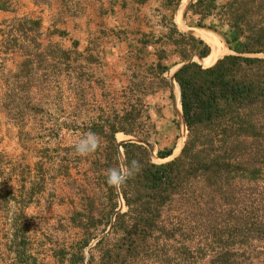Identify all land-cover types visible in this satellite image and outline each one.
<instances>
[{"label":"trees","instance_id":"1","mask_svg":"<svg viewBox=\"0 0 264 264\" xmlns=\"http://www.w3.org/2000/svg\"><path fill=\"white\" fill-rule=\"evenodd\" d=\"M42 1L47 0L34 3ZM187 14L196 16L194 24L198 28L216 32L225 26L223 42L230 53L211 65H202L192 57L206 58L210 55L209 45L175 26L168 31L166 38L181 60L173 78L179 89L186 139L177 156L158 163L152 161L146 145L137 141L121 143L124 166L130 167L132 161L140 164L139 171L124 185L109 184L107 174L101 176L99 172L104 166L120 169L114 135L131 134L134 124L128 123L131 129L118 127L119 119L115 117L108 125L89 129L101 134L107 146L104 153L99 147L92 151L98 155L90 164L94 179L88 180L86 171L82 176L103 193L91 197L79 190V201H71L78 209L70 215L71 223L85 236L77 249L95 241L88 247V264H176L174 255L191 253L186 243L190 241L184 236L195 230L206 239L210 237L220 249L210 264H240L237 254L231 251L236 239L242 237L238 239L242 243L248 237H264V206L257 213L245 201L250 197V187L264 178V0H195ZM212 18L213 23L206 26L204 22ZM2 47L5 54L22 51L15 70L3 75V106L12 122L15 99L27 102L33 111L40 110L34 99L44 90H52L62 72L72 86L78 80L88 82L92 76L69 65L71 55L74 61L81 57L76 50L42 41L37 17L14 18L4 32ZM156 57L154 69L149 67L148 72H156L162 85L170 89L163 76L169 69L162 62L168 57L166 50L159 49ZM129 115L124 120H129ZM172 151L157 150L156 157L166 159ZM118 195L125 206L123 211L117 209ZM178 236L181 241H177ZM202 249L197 246L195 250ZM60 255L62 259L64 253ZM71 256L69 264L83 260L79 254Z\"/></svg>","mask_w":264,"mask_h":264},{"label":"crops","instance_id":"2","mask_svg":"<svg viewBox=\"0 0 264 264\" xmlns=\"http://www.w3.org/2000/svg\"><path fill=\"white\" fill-rule=\"evenodd\" d=\"M191 2L186 3L178 15L182 0H47L38 4L34 0H0V264H69L71 253L83 258L76 264H88V247L95 241L77 249L85 236L82 229L70 221L72 211L78 206L71 202L76 203L77 199L72 198L66 186L68 171L61 165L63 157L59 153L50 157L44 155L40 147H27L21 143V135L29 128L33 134L34 130L38 133L40 129L33 121L56 108L60 120L67 118L75 123L81 120V112L77 110L81 103L80 91L84 86L92 88V92L99 77L97 74L108 78V83L104 81L102 84L104 87L112 83L125 95L129 94L135 78L146 79V76L153 84L148 93L156 95L159 75L148 70L149 67L154 69L159 49H165L168 54L162 60L169 67L163 76L171 84L168 74L181 65V60L173 52L174 47L166 34L174 26L182 33L194 34L189 29H196V16L185 15ZM24 16L40 19L44 43L56 42L81 55L78 61L70 56L71 67L94 75L88 82L78 80L72 86L62 72L52 90H44L34 99L40 110L33 111L27 102L15 99L12 122L3 106L6 89L3 75L10 69L15 70L16 63L22 59V51L15 49L14 53L5 54L2 42L7 25L14 18ZM46 34L51 36L45 37ZM86 57L91 60L86 61ZM201 59L192 57L202 64ZM44 87L47 86L44 84ZM47 93L50 94L46 96ZM124 98L128 99V96ZM66 107H69L68 111ZM56 121L55 130H65L61 129V121ZM93 125L95 123L87 127L88 131ZM118 135L126 134L116 132L115 139ZM118 144L121 146L119 141ZM179 148L176 146L175 150ZM117 151L119 167L122 168V147H117ZM13 152L14 159H10ZM121 154L123 160L120 162ZM80 171V174L84 172ZM51 183L55 190L47 187ZM61 251L64 253L62 259Z\"/></svg>","mask_w":264,"mask_h":264},{"label":"rangeland","instance_id":"3","mask_svg":"<svg viewBox=\"0 0 264 264\" xmlns=\"http://www.w3.org/2000/svg\"><path fill=\"white\" fill-rule=\"evenodd\" d=\"M180 1L181 0H179V2ZM194 1L195 0H192V2ZM225 1L226 0H217L218 3H224ZM181 7L182 4L180 5L179 10ZM213 21L214 19L212 18L211 20H206L204 23L208 26V24L213 23ZM195 28L207 31L218 39L221 44V47L217 51L218 58L224 54L230 53L223 42L222 34L226 30L225 26L218 27L216 32L207 28H198L196 26ZM190 31H192V29H190ZM209 47L210 51H212L210 45ZM173 70L174 68L171 71L173 72ZM171 71L168 74L170 79L172 77ZM93 75L94 73L92 74V77ZM97 75L99 77L96 79L95 87L92 92H90L92 88H86L84 86L80 91L81 103L77 110L81 112V120H78L76 123L74 120L70 121V119H67L66 117L65 120H60V117L57 114V108L51 107V109H56L53 111L49 110L46 114H42L40 120L37 119L33 121V124L40 129L38 133L34 130L35 133L33 134L29 128L24 130V134L21 135V143L27 145V147H40L42 153L50 157H56L58 153L60 156L64 157L61 158V165L68 171L66 186L69 191H71L72 198L77 199L76 202L79 201L78 198L81 196L80 191H83V194H88L91 197L96 195L99 196L103 193V191L97 190L93 183L84 181L82 174H80L81 171L79 172V170L86 171L88 180H92L95 177L93 170L90 169V164L98 158V155H93L92 151L89 152L87 150L86 154H80L76 150L77 143L84 140L89 133H91L87 128L91 123H95L93 127H97L96 125H108L109 121L112 122L115 117H117L119 119L118 123L116 122L118 127L131 129V126L128 125V123L132 122L134 124L132 126L133 134L125 133L126 135L124 136L118 135V138L115 139L117 147H121L118 144V141L122 143L121 141L135 140L149 148L152 161L156 163L169 160L172 157H175V155L177 156L183 146L187 134V131L184 130V123L181 120L180 105H178L174 94L175 84L173 86L172 79L170 80V89L163 86L162 83L157 80V94L150 95L148 92L153 88L152 82L147 80L146 76V79L135 78V80L131 82L132 84L129 94L125 95L123 91L113 87L112 83H109L110 86L104 87L102 84L104 81H107L108 83V78L104 79L103 76L99 74ZM54 91H56V89ZM57 94L58 92H56V95ZM126 96H128V99L124 98ZM66 110L68 111L69 107H66ZM127 114H130L129 116H131V120H124V117ZM57 119L58 121H61V129L65 130H55L58 125V122L56 121ZM71 127H73V129H70ZM98 129L99 128L96 130ZM95 135L99 140L98 147L104 153V147L107 146V140L98 132H95ZM176 146L177 148L180 147V149L177 154H174ZM160 148H173L172 154L166 159H158L156 157V152L157 150H160ZM54 149H57V152H54ZM65 149L68 150L67 154L65 153ZM99 158L100 161H104L102 157ZM10 159H14V152L10 154ZM122 160L123 157L121 154L119 155V161L121 162ZM77 165H79V169H77ZM6 168L9 169V171L11 170L8 165H6ZM113 168L117 167L114 166ZM107 170V167H101L99 174L101 176L103 174L106 175ZM79 175L81 176V180L79 179ZM47 187L55 190L53 183L49 184ZM250 188H252L251 193L248 191L250 197H246L245 201L247 204L251 203L253 205L252 208L258 213L259 209H262V206H264V178H259L257 184ZM118 196L119 207L117 209L123 211L125 206L120 195ZM98 206L99 202L96 201V207ZM178 213L179 211H177L176 214ZM199 232V230H195L190 233L189 236H187L188 234L184 236L185 239H189L190 242L186 243H189L192 251L187 256H181L180 254L174 255V263L210 264L211 261L215 259L220 251L219 247L213 243L210 237L206 239L201 236ZM241 238L236 239L237 242L232 245L231 250L237 254V262L240 264H263L264 237L262 239L248 237L247 240L240 243L239 240ZM181 240L180 236H178L177 241ZM167 243L169 244L172 242L168 241ZM197 246L203 249L200 251L195 250ZM201 253H204L202 257L199 256ZM5 264L12 263L6 262Z\"/></svg>","mask_w":264,"mask_h":264},{"label":"clouds","instance_id":"4","mask_svg":"<svg viewBox=\"0 0 264 264\" xmlns=\"http://www.w3.org/2000/svg\"><path fill=\"white\" fill-rule=\"evenodd\" d=\"M99 145V140L94 133L89 135L76 145V150L80 154H86L87 151H95ZM140 169V164L137 161H132L131 166L110 168L107 170V182L113 186L120 187L126 183Z\"/></svg>","mask_w":264,"mask_h":264},{"label":"bare ground","instance_id":"5","mask_svg":"<svg viewBox=\"0 0 264 264\" xmlns=\"http://www.w3.org/2000/svg\"><path fill=\"white\" fill-rule=\"evenodd\" d=\"M182 1H183L182 7L179 10L178 15L181 14L185 4L188 3L190 0H182ZM189 31H190V29H189ZM192 31H190V32L194 33L196 36H199L200 38H202L204 41H206V43H208L211 46L212 51L210 52V55H208L206 58H203V60L201 59L203 65H205V66L211 65L218 58V52L217 51L221 47L220 42L218 41V39L213 34L207 32V31L200 30V29H192ZM171 74H172V71H171ZM174 84H175L174 94H175L178 105H180L178 85L176 84L175 81H173V86H174ZM181 120L183 121V119H181ZM184 130L186 131L185 127H184ZM181 145H182V143H181ZM179 149L177 151H174V154H177L179 152Z\"/></svg>","mask_w":264,"mask_h":264},{"label":"water","instance_id":"6","mask_svg":"<svg viewBox=\"0 0 264 264\" xmlns=\"http://www.w3.org/2000/svg\"><path fill=\"white\" fill-rule=\"evenodd\" d=\"M190 33H192V32H190ZM193 36H196L195 34H192ZM196 37H198V36H196ZM199 58V57H198ZM176 71V70H175ZM174 71V72H175ZM174 72H173V74H174ZM173 74H172V77H171V79H172V81H174V78H173ZM182 116V115H181ZM183 119V118H182ZM183 122H184V120H183ZM185 125V124H184ZM133 141V140H132ZM135 141V140H134ZM176 156V155H175ZM173 158V157H172Z\"/></svg>","mask_w":264,"mask_h":264}]
</instances>
